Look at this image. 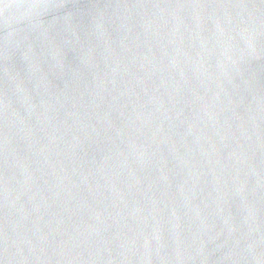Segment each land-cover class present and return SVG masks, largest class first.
I'll use <instances>...</instances> for the list:
<instances>
[{
    "label": "water",
    "instance_id": "95a60500",
    "mask_svg": "<svg viewBox=\"0 0 264 264\" xmlns=\"http://www.w3.org/2000/svg\"><path fill=\"white\" fill-rule=\"evenodd\" d=\"M0 264H264V0H0Z\"/></svg>",
    "mask_w": 264,
    "mask_h": 264
}]
</instances>
